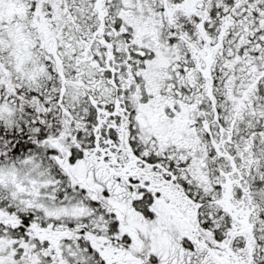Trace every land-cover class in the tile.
Instances as JSON below:
<instances>
[{
	"label": "snow or ice",
	"instance_id": "1",
	"mask_svg": "<svg viewBox=\"0 0 264 264\" xmlns=\"http://www.w3.org/2000/svg\"><path fill=\"white\" fill-rule=\"evenodd\" d=\"M0 264H264V0H0Z\"/></svg>",
	"mask_w": 264,
	"mask_h": 264
}]
</instances>
